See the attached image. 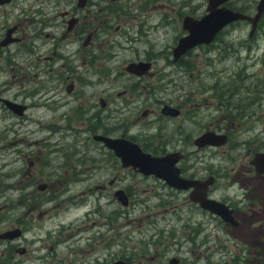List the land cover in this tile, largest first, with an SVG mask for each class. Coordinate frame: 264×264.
<instances>
[{"label": "flooded vegetation", "instance_id": "1", "mask_svg": "<svg viewBox=\"0 0 264 264\" xmlns=\"http://www.w3.org/2000/svg\"><path fill=\"white\" fill-rule=\"evenodd\" d=\"M208 0H186L179 4L174 0H39L38 12L39 18L36 23L48 25L51 29L61 26L63 35L71 32L77 43L82 38L83 44L87 46L86 52H91L98 46L101 51L108 48L110 54L106 57V61L111 63L116 61L115 56L119 49H123V62L121 76L116 80L109 81L103 86H111L116 90L117 95H125L131 93L126 98L129 104H137V100L148 102L151 105L145 107V114L152 113L157 119L162 120V125L158 127L161 134H166L168 140L164 139L160 142L154 140H139L136 137H127L124 134L111 135V131H106L102 122V114L91 109L92 104H87V99H81L77 102L83 109V118L88 125L89 138L85 143V157H91V151L97 143H100L104 149L112 148L109 143L114 139H124L130 143L120 150V154L115 151L110 152L113 156L111 161L104 159L100 166L104 172H107L114 166L128 167L125 162L126 156L131 161H137L138 150L147 152L153 156H163L166 154L177 153L175 166L178 167L180 176L192 180L193 182L187 186L185 183L173 184L166 181L164 176L154 173H146L140 170L139 165L133 167L128 173H136L144 175L148 178V185L142 186L147 194L155 199L165 197L166 206L156 208L151 211V233L149 235L148 244L150 245V254H140L136 264H264V168L259 169L255 163V156L264 152V77L258 72L247 69L244 56L239 51L220 52L219 54L230 59V66H223L216 62L201 63L196 57H191V52L203 48L205 51L218 47L219 43L216 37L206 43H197L191 48L176 49L180 40L189 34L187 28V16L200 18L207 12ZM228 1V0H227ZM225 4L231 8L238 9L246 14H255L257 12V4L259 0H255L254 9L240 5H232L228 2ZM17 3V0H0V4H5L1 13H7V4ZM252 2V0H251ZM195 5L190 8L188 5ZM185 7H188L185 9ZM158 8L160 10H158ZM248 9V10H247ZM32 14V13H30ZM172 15L173 17L169 16ZM30 15L28 14V17ZM56 18L58 22L54 25L50 24L51 19ZM264 20V11L254 28L252 22L248 20L232 21L226 26L239 25L242 30L240 34L250 33L254 29L261 30ZM34 22V23H35ZM101 23V24H100ZM0 19V53L6 51L4 45L12 44L13 41L20 44H33L35 24L28 26L27 30L15 25L1 26ZM175 28L178 36L173 42L168 41L170 45L159 48L156 54L157 44L160 41V35L165 33L168 28ZM248 28V33H247ZM102 30L101 36L92 38L93 30ZM24 30V32H23ZM13 31H19V36H14ZM112 33L111 39L101 38L105 33ZM260 32V31H259ZM29 35V38L26 37ZM259 33L252 38L249 45L241 50L250 54L251 48ZM54 36V33L52 34ZM60 37V36H59ZM9 39V42H6ZM241 39L236 38L234 43H239ZM253 43V44H252ZM37 43L34 56L40 54ZM123 45V46H122ZM133 45H135L133 47ZM219 45V44H218ZM48 50V48H47ZM55 53V48L53 49ZM121 53V54H122ZM253 59L259 58L256 51L251 52ZM166 61L168 67L185 66L191 72L197 74V82L194 76L183 77L173 73L171 77L168 70L160 68L156 69L158 61ZM230 67V68H229ZM231 76L233 81L229 85L228 92L223 89L217 91L219 85L208 87L206 80L211 73ZM125 74L131 75L139 80L143 76H153L149 86L140 91L137 81L127 82ZM238 79L235 82L234 80ZM254 79V80H253ZM249 81L252 84L245 96H241V101L236 103L234 100L242 93L243 86ZM127 82V83H126ZM126 83V84H124ZM116 87H122L116 89ZM23 89L24 87H20ZM74 84L70 82L66 85V91L73 90ZM95 88V87H93ZM213 92L217 100L209 98ZM140 96L137 98V94ZM21 94V93H20ZM49 98L48 96L46 97ZM8 107L20 113H29V103L20 102L15 99L0 97ZM211 100V101H208ZM99 104L104 107L109 101L101 96ZM64 102H58L62 105ZM42 103L37 104V109ZM35 105V104H33ZM71 106V105H70ZM225 108L226 110L234 108L235 117L227 123L221 125L219 115L213 113L214 110ZM213 113L212 118H208L207 127H202L197 133L190 135V123L193 125L200 124V120ZM77 120V114H71ZM96 119L95 123H100L101 128L97 129L93 123L89 122L90 118ZM60 117L59 116L57 118ZM60 127L63 124H58ZM231 125V126H230ZM241 126L244 127L243 132L261 129L258 140L249 144V148L241 147L236 141V131ZM94 127V130L92 131ZM65 128L69 133H75L79 129L73 127L67 120ZM68 133V134H69ZM205 133L210 134V140L196 143V140ZM56 134L48 137L38 136L29 137L27 143L34 146L28 154L23 155V159L32 156L41 158V150L48 155H55L57 152L66 154L69 145L65 144ZM102 136V138H98ZM111 138V140L109 139ZM226 138L222 145L227 141L232 147L227 152V157H223V161L230 162V165L224 166H208L191 164L188 159L189 152L193 150L197 152L196 156L200 163L212 162L211 158L215 155L217 148L221 145L219 141ZM146 139V138H145ZM175 139L177 144H174ZM191 140L195 148L186 152L187 142ZM163 143L164 145H158ZM258 145L253 147L254 145ZM161 146V147H160ZM163 146V147H162ZM201 151L200 149H204ZM242 148V150H240ZM196 149V150H195ZM206 150L208 152H206ZM105 150L99 156L105 154ZM22 161L12 164V168H19ZM9 164H5L0 173V264H111L117 260H123L125 264H131V260L126 256L125 252H133L137 248L125 247L124 243L116 247L109 246V235L101 232V220H91L90 224L76 228L70 240L78 245V249L72 251L71 256L60 255L61 236H66L73 228L75 223L81 222L84 218L79 213L78 199L69 202L65 199L66 192L63 189L50 187L47 181L35 180L28 181V176L23 178V171H16L12 174H4L9 170ZM41 163L35 165L32 174L37 175L40 171ZM119 183L123 184L126 189L128 185L124 180ZM116 176L105 183L103 181L95 183L94 187L88 188L87 199L92 203L95 211H99L102 206L99 198L104 196L96 194V191L115 187ZM113 195L106 196L112 201L116 199L123 205L130 203L131 198L127 191L116 186ZM54 189V192L52 190ZM4 190V191H3ZM42 191L40 199H34L33 203L42 205L45 200H57L64 198L62 206L43 209L34 212L30 207V199H24L19 204H11L7 198L14 194L22 192ZM57 190V191H56ZM123 191L126 203L119 199L116 191ZM85 191H83L84 193ZM150 193V194H149ZM120 195V193H119ZM124 198V197H122ZM97 200V204L96 201ZM32 201V200H31ZM105 208H109L105 201H102ZM213 204L214 208L206 205ZM68 207V209H67ZM83 207H85L83 205ZM67 209L68 220L57 218L59 212ZM115 211L117 207L114 206ZM47 212L45 217L42 215ZM244 222H247L245 229L249 239L241 240L239 231ZM108 223V220L106 221ZM169 226V229H165ZM88 227L87 230H85ZM95 227V228H94ZM217 227H224V233L232 238L236 244V248L232 255L227 256L219 251L217 239L218 233L214 230ZM118 233V227L114 229ZM93 244L83 248L82 244L90 242L94 237ZM181 238V239H180ZM80 241V243H79ZM191 246H195L194 250ZM116 255H111L118 252ZM216 253V257L214 256Z\"/></svg>", "mask_w": 264, "mask_h": 264}, {"label": "rangeland", "instance_id": "2", "mask_svg": "<svg viewBox=\"0 0 264 264\" xmlns=\"http://www.w3.org/2000/svg\"><path fill=\"white\" fill-rule=\"evenodd\" d=\"M18 2H13L12 4H7V13H1V26L15 25L27 30L28 26L35 24V31L31 34L36 33L33 38V46L31 44L24 45L13 41L12 44L4 45L6 51L0 53V97L13 98L20 102L29 103V113H20L12 108L8 107L2 100H0V165L5 168V164H9L10 171H4V174H12L16 171H23V178L28 176V181L34 182L35 180L47 181L50 187L63 189L67 195L65 199L69 202L78 199V207L76 211L82 213L80 216L84 218L81 222L75 223L72 230L66 235L61 236L60 244V255L71 256L72 251L78 249V245L70 240L72 234L75 232L76 228L85 226V224H90L91 220L99 221L101 220V232L109 235V246L116 247L117 242L119 245L124 243L125 247L137 248L133 252H125L126 256L131 260V264H136L137 258L140 254H150L151 249L148 244L149 235L151 233V211L160 207L166 206L165 197H158L155 199L153 195L146 196V189L142 186L148 185V178L141 174L128 173L132 170V166L124 168L121 166H114L110 168L107 172H104L103 168L99 167L101 162L106 158L111 161L113 156L110 152L114 151V148L107 147L106 149L100 143H97L94 149L91 151V157H85V143L89 138L88 125L86 121L80 120L83 117V109L77 103L81 99H87V104H92L91 109L102 114V122L106 127V131H111V135H121L124 134L127 137H136L139 140H145V138H150L154 142H160L164 139L168 140L166 134H161L158 127L162 125V120L157 119L152 113L145 114V107L149 108L151 105L148 102H141L137 100V104L127 103L125 100L131 95L130 92L121 96L116 94L111 86H103L109 81L116 80L121 76L123 62L121 60L123 57V49H119L116 53L114 62L109 66V62L106 61V57L110 54V49L106 48L101 51V46H98L91 52L90 56L87 52V46L83 44V39L77 43L74 40V36L71 32L63 35V28L59 26L54 32L53 29L48 27V25H43L41 23H36L35 20L39 18L38 6L39 0H17ZM179 4L186 2V0H174ZM229 4L240 5L247 8L252 7L254 9L255 0H228ZM192 8L195 5H188ZM5 4H0V10L3 11ZM188 7H185L187 9ZM158 10H160L158 8ZM248 10V9H247ZM32 13V14H30ZM28 14L30 15L28 17ZM170 17H173L169 14ZM35 22V23H34ZM58 22L56 18L51 19L50 24L54 25ZM101 24V23H100ZM165 33L160 35V41L157 44L156 54L159 53V48L166 46L168 41L173 42L178 36L176 29L168 28ZM23 30V32H24ZM241 26L233 25L229 26L218 38V42L215 48L205 51L203 48H199L191 52V57H196L201 63L208 65L209 63L216 62L223 66H230V59L222 57L219 53L227 52L233 50L244 56L247 64V69L250 71L258 72L264 77V20L262 22L261 30H258L257 42L253 44L250 54L256 51L259 58L253 59L250 54H245L241 49L247 47L251 42V37L243 32ZM248 33V28H247ZM260 31V32H259ZM54 33V36L52 34ZM14 36H19V31H13ZM102 30H93L92 38L101 36ZM60 36V37H59ZM26 37L29 38V35ZM113 37L112 33H105L101 38L111 39ZM241 39L239 43H234L236 38ZM10 40L7 39L6 42ZM38 45V49L41 51L39 55L34 56V51L37 43H43ZM219 44V45H218ZM123 46V45H122ZM135 45H133L134 47ZM48 48V50H47ZM55 48V53L53 49ZM122 53V54H121ZM160 68L168 70L171 77H174L173 73L177 75H182L183 77L194 76L195 82H197V74L191 72L185 68V66L173 67L171 64L168 67L166 61H158L156 63V69L159 71ZM230 68V67H229ZM127 82L137 81L140 86V91L149 86L150 82L154 78L153 76H143L139 80L131 75L125 74ZM254 80V79H253ZM233 79L231 76L222 75L216 73H211L207 80L206 85L208 87H214L219 85L217 88L218 92L225 89L228 92L229 85ZM238 79L234 80L235 82ZM73 82L74 88L70 92L66 91V85ZM126 82V83H127ZM124 83V84H126ZM254 84L249 81L243 86L242 93H240L234 100L236 103L241 101V96H245L247 91H249L250 86ZM24 87L21 89L20 87ZM95 87V88H93ZM122 87H116V89H121ZM21 93V94H20ZM49 97L48 99L46 97ZM103 96L108 99L109 103L101 107L98 99ZM137 98L140 96L138 93ZM209 98L216 99L213 92L209 95ZM211 101V100H208ZM58 102H64L62 105H58ZM42 103L37 109V104ZM35 104V105H33ZM71 105V106H70ZM219 115L216 117L220 118V124L223 125L229 120H232L234 115V108L226 110L221 108L219 110H214L213 113ZM60 117L57 118L59 116ZM77 114V120L72 117L71 114ZM213 113L200 120V124L193 125L190 123V130L188 131L190 135L197 133L202 127H207L208 118L213 117ZM68 121L73 127L79 129L75 133H69V130L65 128V121ZM97 127L101 128L100 123H95L96 119L91 116L90 121ZM63 124L60 127L58 124ZM231 126V125H230ZM244 127L241 126L236 131V141L241 147L249 148V144L253 141L258 140L261 129L258 126V130L253 133V131L243 132ZM149 128V129H148ZM94 130V127L92 131ZM147 131L151 133L147 134ZM69 133V134H68ZM51 134H56L62 142L69 145L66 154L57 152L55 155L47 154L41 150V158L38 159L32 156L28 159H23V155L28 154L34 149V146L27 143L29 137L46 136ZM147 134V135H146ZM175 139L174 144H177ZM158 145H164L163 143H157ZM258 146L257 144L253 147ZM161 147V146H160ZM163 147V146H162ZM195 148L193 142L189 140L187 146L185 147L186 152ZM232 147L230 142L227 141L223 145L221 144L211 158L212 162L200 163L197 159V152H189L188 159L191 161L192 166L208 165V166H224L230 165L229 160L223 161V157H227V152L231 150ZM105 154L100 157L99 155ZM196 150V149H195ZM201 151L205 150L200 149ZM242 150V148H240ZM206 152H208L206 150ZM22 161V165L19 168H12L14 162L18 163ZM41 163L40 171L37 175L32 174V170L35 165ZM0 168V173L2 172ZM116 176L115 187L108 186V188H103V190L96 191V194H103L99 198L102 206H99V211L103 216L95 211L92 203L87 199L88 188L94 187L97 182H107ZM124 180L125 184L128 185L129 189H126L123 184L119 183ZM116 186L124 188L129 194L131 201L127 205L121 204L117 199L112 201L106 196L113 195ZM54 189L52 192H54ZM4 191V190H3ZM57 191V190H56ZM83 191H85L83 193ZM42 191H32L28 190L20 194H14L7 198V201L11 204H19L24 199H30L29 207L34 212H39L43 209L50 208L53 204L54 206L47 210L49 212L53 208L62 206L64 204V198L57 200H45L42 205H36L33 203L34 199L41 198ZM150 194V193H149ZM32 200V201H31ZM102 201H105L109 208L103 206ZM97 204V200L95 201ZM83 205L85 207H83ZM114 206L117 207L118 211H115ZM68 209V207H67ZM67 209H63L59 212L57 218L63 220H68ZM47 212H45L42 217H45ZM108 220V223L106 221ZM118 227V233L114 230ZM247 222H244L240 231L239 238L241 240H247V230L245 227ZM95 228V227H94ZM88 227L85 229L87 230ZM169 229V226L165 229ZM224 227H217L214 229L220 240L218 241L219 251L225 253L227 256L233 254L236 244L233 242L232 238L226 236L224 233ZM96 236L86 244H82L83 249L94 243ZM181 239V238H180ZM80 243V241H79ZM196 250L195 246H191ZM118 252H114L111 255H116ZM216 257V253H214ZM149 261H146L148 264Z\"/></svg>", "mask_w": 264, "mask_h": 264}, {"label": "water", "instance_id": "3", "mask_svg": "<svg viewBox=\"0 0 264 264\" xmlns=\"http://www.w3.org/2000/svg\"><path fill=\"white\" fill-rule=\"evenodd\" d=\"M84 1V0H79ZM227 0H208L207 1V12L200 18H193L187 16V28L189 34L180 40L176 49H186L191 48L197 43H206L213 39L216 31L232 21L239 19H245L252 22V28L255 27L259 16L264 11V0H259L257 4V12L255 14H246L238 9L231 8L225 4ZM102 136H98V138ZM210 134L205 133L197 138L196 143L201 145V142H207L205 140H210ZM111 140V138H109ZM226 138H223L219 143H223ZM130 143L124 139H114L111 140L109 145L114 148L116 154H120V150ZM177 153L166 154L163 156H153L142 150H138V160L131 161L127 156L125 162L131 164L133 167L139 165V169L146 173H154L156 175L164 176L166 181L173 184L187 183L183 186L191 184L193 181L188 180L185 177L180 176L178 167L175 166L174 162L177 158ZM255 163L259 166V169L264 168V152L258 153L255 156ZM120 193V195H119ZM116 194L123 203H126V196L123 191L117 190ZM124 197V198H122ZM209 208H214L213 204L206 205ZM111 264H125L123 260L114 261Z\"/></svg>", "mask_w": 264, "mask_h": 264}, {"label": "bare ground", "instance_id": "4", "mask_svg": "<svg viewBox=\"0 0 264 264\" xmlns=\"http://www.w3.org/2000/svg\"><path fill=\"white\" fill-rule=\"evenodd\" d=\"M186 22H187V21H186ZM228 27H229V26H226V25L220 27V28L216 31L214 37H216L217 40H218V38H219V36L221 35V33L224 32ZM258 30H259V29H258ZM258 30H257V29H254L253 31H251L250 33H248V35H249V36H255V35L257 34ZM148 129H149V128H148ZM148 133H151V132H150V131H147V134H148ZM147 134H146V135H147ZM147 139H150V138H146L145 140H147Z\"/></svg>", "mask_w": 264, "mask_h": 264}]
</instances>
